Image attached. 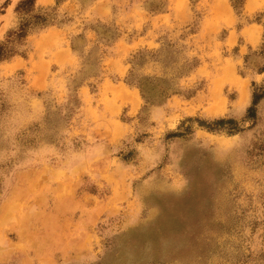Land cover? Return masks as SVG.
I'll return each mask as SVG.
<instances>
[{
	"label": "rangeland",
	"instance_id": "rangeland-1",
	"mask_svg": "<svg viewBox=\"0 0 264 264\" xmlns=\"http://www.w3.org/2000/svg\"><path fill=\"white\" fill-rule=\"evenodd\" d=\"M27 1L0 0V264H264V0Z\"/></svg>",
	"mask_w": 264,
	"mask_h": 264
},
{
	"label": "trees",
	"instance_id": "trees-1",
	"mask_svg": "<svg viewBox=\"0 0 264 264\" xmlns=\"http://www.w3.org/2000/svg\"><path fill=\"white\" fill-rule=\"evenodd\" d=\"M27 2H29V0H28ZM27 2H23V3H27ZM23 3H21V4H23ZM21 31H22V32L20 33L19 36H24V34H25V28H22ZM257 100H258V97L255 98V100H254V105L257 103ZM251 112H252V109H250V113H251ZM218 123H224V121H223V120H220Z\"/></svg>",
	"mask_w": 264,
	"mask_h": 264
}]
</instances>
